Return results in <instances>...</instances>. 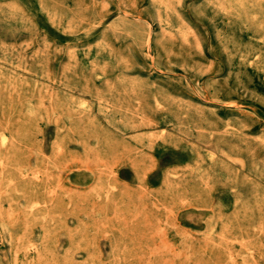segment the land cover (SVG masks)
I'll use <instances>...</instances> for the list:
<instances>
[{"label": "rangeland", "instance_id": "1", "mask_svg": "<svg viewBox=\"0 0 264 264\" xmlns=\"http://www.w3.org/2000/svg\"><path fill=\"white\" fill-rule=\"evenodd\" d=\"M0 264H264V0H0Z\"/></svg>", "mask_w": 264, "mask_h": 264}, {"label": "bare ground", "instance_id": "2", "mask_svg": "<svg viewBox=\"0 0 264 264\" xmlns=\"http://www.w3.org/2000/svg\"><path fill=\"white\" fill-rule=\"evenodd\" d=\"M141 128V127H140ZM139 129V128H138ZM142 129V128H141ZM136 130V129H135ZM129 132V131H128Z\"/></svg>", "mask_w": 264, "mask_h": 264}]
</instances>
